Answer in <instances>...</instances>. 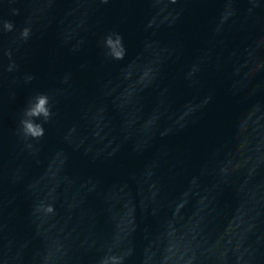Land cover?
<instances>
[{
	"label": "water",
	"instance_id": "95a60500",
	"mask_svg": "<svg viewBox=\"0 0 264 264\" xmlns=\"http://www.w3.org/2000/svg\"><path fill=\"white\" fill-rule=\"evenodd\" d=\"M111 257L264 264V0H0V264Z\"/></svg>",
	"mask_w": 264,
	"mask_h": 264
},
{
	"label": "clouds",
	"instance_id": "9594fccd",
	"mask_svg": "<svg viewBox=\"0 0 264 264\" xmlns=\"http://www.w3.org/2000/svg\"><path fill=\"white\" fill-rule=\"evenodd\" d=\"M13 14H19L17 9H13ZM3 28L5 31H12L14 25L10 21H5L3 23ZM31 30L28 27H25L21 30V38L27 40L30 36ZM113 35L115 39H113ZM105 46L109 49V55H111L114 59H123L125 54V49L122 43V37L118 34H109L104 41ZM11 54L9 53V56ZM14 65H10L9 71L12 70ZM34 77H27L28 82H30ZM51 117V110L49 108V97L44 93H40L35 95L28 103L27 107L24 109L23 118L20 120V132L23 137L31 138L33 140H39L44 136V127L43 123H47ZM42 118L43 123H38L37 120ZM31 147V145H28ZM51 209H49L50 211ZM113 264H117L118 258L111 257ZM102 264H108V261L105 260Z\"/></svg>",
	"mask_w": 264,
	"mask_h": 264
}]
</instances>
